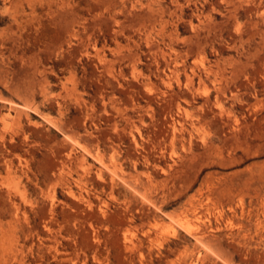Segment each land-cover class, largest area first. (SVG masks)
Masks as SVG:
<instances>
[{"label":"rangeland","instance_id":"374dc122","mask_svg":"<svg viewBox=\"0 0 264 264\" xmlns=\"http://www.w3.org/2000/svg\"><path fill=\"white\" fill-rule=\"evenodd\" d=\"M0 264H264V0H0Z\"/></svg>","mask_w":264,"mask_h":264},{"label":"bare ground","instance_id":"6f19581e","mask_svg":"<svg viewBox=\"0 0 264 264\" xmlns=\"http://www.w3.org/2000/svg\"><path fill=\"white\" fill-rule=\"evenodd\" d=\"M199 62V61H198ZM193 77V76H192Z\"/></svg>","mask_w":264,"mask_h":264}]
</instances>
